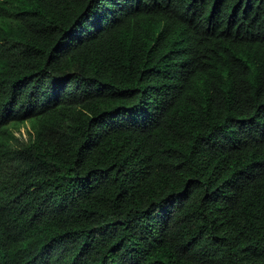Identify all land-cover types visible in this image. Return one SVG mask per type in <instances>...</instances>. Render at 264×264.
Segmentation results:
<instances>
[{
    "label": "trees",
    "instance_id": "trees-1",
    "mask_svg": "<svg viewBox=\"0 0 264 264\" xmlns=\"http://www.w3.org/2000/svg\"><path fill=\"white\" fill-rule=\"evenodd\" d=\"M0 264H264V0H0Z\"/></svg>",
    "mask_w": 264,
    "mask_h": 264
},
{
    "label": "rangeland",
    "instance_id": "rangeland-1",
    "mask_svg": "<svg viewBox=\"0 0 264 264\" xmlns=\"http://www.w3.org/2000/svg\"><path fill=\"white\" fill-rule=\"evenodd\" d=\"M14 136L19 138L26 139L27 138V132H28V125L24 124L21 126H18V128L13 129Z\"/></svg>",
    "mask_w": 264,
    "mask_h": 264
}]
</instances>
